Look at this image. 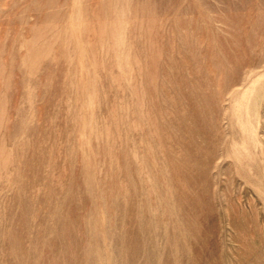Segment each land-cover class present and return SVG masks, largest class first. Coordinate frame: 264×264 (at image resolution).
Listing matches in <instances>:
<instances>
[{"label":"rangeland","instance_id":"rangeland-1","mask_svg":"<svg viewBox=\"0 0 264 264\" xmlns=\"http://www.w3.org/2000/svg\"><path fill=\"white\" fill-rule=\"evenodd\" d=\"M0 264H264V0H0Z\"/></svg>","mask_w":264,"mask_h":264}]
</instances>
